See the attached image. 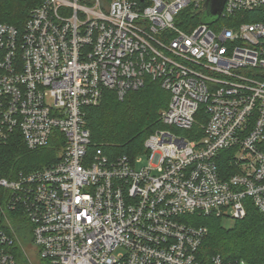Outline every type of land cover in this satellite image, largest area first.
Returning a JSON list of instances; mask_svg holds the SVG:
<instances>
[{
  "label": "built area",
  "instance_id": "obj_1",
  "mask_svg": "<svg viewBox=\"0 0 264 264\" xmlns=\"http://www.w3.org/2000/svg\"><path fill=\"white\" fill-rule=\"evenodd\" d=\"M208 1L42 0L23 28L0 23V143L64 139L56 163L0 178V264H248L202 262L192 220L264 216V0L204 21ZM147 77L168 128L137 169L90 149L86 109Z\"/></svg>",
  "mask_w": 264,
  "mask_h": 264
},
{
  "label": "trees",
  "instance_id": "obj_2",
  "mask_svg": "<svg viewBox=\"0 0 264 264\" xmlns=\"http://www.w3.org/2000/svg\"><path fill=\"white\" fill-rule=\"evenodd\" d=\"M42 0H0V23L23 28L31 10ZM248 16L247 20L258 21ZM170 93L159 81L147 77L145 86L129 92L123 100L110 90H105L99 107L86 109L87 128L91 132L90 149H102L110 159L128 156L131 159L145 153L146 139L159 129H166L160 119L161 110L167 108ZM175 131L176 129L170 128ZM190 132L183 131L189 135ZM64 146L62 134L57 133L49 145L30 150L22 139L14 137L0 143V178L15 180L21 173L42 170L59 159ZM203 217L196 215L192 222L207 228L198 258L208 263L215 256L224 261L244 260L248 264H264V216L249 204L247 216L242 220ZM19 233L25 236L28 226L19 222Z\"/></svg>",
  "mask_w": 264,
  "mask_h": 264
},
{
  "label": "water",
  "instance_id": "obj_3",
  "mask_svg": "<svg viewBox=\"0 0 264 264\" xmlns=\"http://www.w3.org/2000/svg\"><path fill=\"white\" fill-rule=\"evenodd\" d=\"M225 0H209L207 4L206 17L212 20L217 19L220 16Z\"/></svg>",
  "mask_w": 264,
  "mask_h": 264
},
{
  "label": "rangeland",
  "instance_id": "obj_4",
  "mask_svg": "<svg viewBox=\"0 0 264 264\" xmlns=\"http://www.w3.org/2000/svg\"><path fill=\"white\" fill-rule=\"evenodd\" d=\"M204 21H208L209 18L206 17V15H204L203 17ZM141 160L136 164L137 169H141L142 167L148 165V157L146 155H142L141 157H139ZM226 225H230L231 221L230 220H226L225 222ZM32 250V247L28 248V252H30ZM35 263V262H34ZM36 264V263H35Z\"/></svg>",
  "mask_w": 264,
  "mask_h": 264
}]
</instances>
